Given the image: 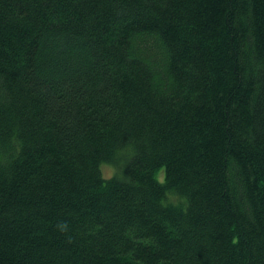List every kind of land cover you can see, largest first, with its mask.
<instances>
[{"label":"trees","instance_id":"1","mask_svg":"<svg viewBox=\"0 0 264 264\" xmlns=\"http://www.w3.org/2000/svg\"><path fill=\"white\" fill-rule=\"evenodd\" d=\"M0 264H264V0H0Z\"/></svg>","mask_w":264,"mask_h":264},{"label":"rangeland","instance_id":"2","mask_svg":"<svg viewBox=\"0 0 264 264\" xmlns=\"http://www.w3.org/2000/svg\"><path fill=\"white\" fill-rule=\"evenodd\" d=\"M120 165L119 166L112 165V164L103 165V167H104L103 168V172H104L105 177L106 178H111L112 176H114L119 171L118 168L120 167ZM160 176H161V178H160ZM159 178H160L161 181L163 180V178H164V172L163 171L160 173ZM170 201L173 202V203H178L179 199L174 197V196H172L170 198Z\"/></svg>","mask_w":264,"mask_h":264}]
</instances>
